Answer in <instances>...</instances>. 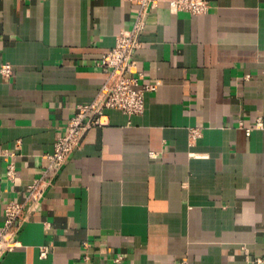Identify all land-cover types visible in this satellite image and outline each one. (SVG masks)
Wrapping results in <instances>:
<instances>
[{
  "label": "crops",
  "instance_id": "1",
  "mask_svg": "<svg viewBox=\"0 0 264 264\" xmlns=\"http://www.w3.org/2000/svg\"><path fill=\"white\" fill-rule=\"evenodd\" d=\"M209 1L192 13L159 0L135 52L157 84L144 111L109 108L85 131L0 264H264V0ZM138 7L0 0V66L14 69L0 70V230Z\"/></svg>",
  "mask_w": 264,
  "mask_h": 264
},
{
  "label": "built area",
  "instance_id": "2",
  "mask_svg": "<svg viewBox=\"0 0 264 264\" xmlns=\"http://www.w3.org/2000/svg\"><path fill=\"white\" fill-rule=\"evenodd\" d=\"M139 4L131 27L122 28L116 35L115 44L102 54L99 65L107 72V78L102 83L95 98L89 102L80 103L77 110L68 119L63 132L58 134L54 149L48 153L49 163L43 172L28 185L24 200L10 199L5 205V223L0 230V255L13 249L20 242L17 232L25 219V211L40 201L53 183L56 174L66 163L71 153L81 146L85 131L94 125L106 123L109 108H118L128 114L141 113L145 109V95L157 87L156 83L141 80L142 71H136L135 52L142 45V33L147 24L149 14L158 6L159 0H136ZM173 11H189L192 13H207L210 9L209 0H169ZM1 72L11 76L14 72L11 62L5 61L0 66ZM257 125H262L260 120ZM252 127L247 128V133ZM193 136H198L199 129L191 130ZM21 143V140L18 141ZM6 175L14 181L17 177L16 165L8 163ZM49 247L42 245L40 254L47 255ZM121 257H116L119 261ZM262 261L261 257L255 259ZM189 264V263H184Z\"/></svg>",
  "mask_w": 264,
  "mask_h": 264
}]
</instances>
